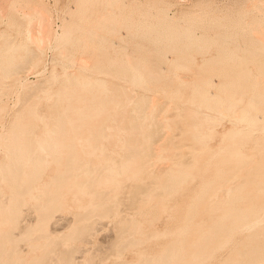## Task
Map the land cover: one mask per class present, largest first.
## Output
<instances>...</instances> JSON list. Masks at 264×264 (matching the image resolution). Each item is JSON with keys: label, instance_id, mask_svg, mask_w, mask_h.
Wrapping results in <instances>:
<instances>
[{"label": "rangeland", "instance_id": "obj_1", "mask_svg": "<svg viewBox=\"0 0 264 264\" xmlns=\"http://www.w3.org/2000/svg\"><path fill=\"white\" fill-rule=\"evenodd\" d=\"M26 1H28V2H26ZM32 1H34V0H18V1L16 0L17 3L15 2V8H17V9L16 10L14 9V11H12L15 14V19H16L15 25H9L10 23H7V22H9V16L8 15L2 14V13L0 14V50L4 46L3 43H5V41L2 38L4 36H6L4 38H7L9 40L12 39L11 41H13V39L15 38L14 39L15 41H13V43H18V41H19L21 45H24V46H21V48H19L17 50L18 53L16 52L17 56H18V57H16V62L19 60L22 61V58L24 56L23 54H25L24 50L28 49V48L26 49V47H27V46H25L26 43L27 44L30 43V45L28 44V47L30 46V49L33 48L32 50H34V51L36 50L38 53L37 54L35 52L36 57L33 58L34 61L32 60L34 66H32V64H30V66H32V67L26 65L27 68H26V66L22 67L23 69L21 68L22 70L20 69V71L18 73L6 76V78L2 76V73L0 70V75H1V77H0V108H1L0 109V133H1L0 134V141H1L0 142L1 143L0 144V158L1 159L5 158L3 160V162L7 160L6 154L4 155L5 151H4V147L2 144H4L3 142H6V139H8L9 137L12 138V136H9V135H13V134H11L12 132H9V131L13 127L12 126L13 121L15 122L17 119H21V121H24L27 118L30 119L32 116H42V115L44 116L45 120H50V119L54 118V116L51 117V114H53V115L56 114L55 109L58 107V104L61 103L59 105L60 107H58L57 110L61 107H62L61 109H63L64 103H65V100L62 97L63 96L62 94L64 93V88H60V87H63L62 84L64 86L67 85L68 86L67 87L68 92L73 91L72 89H68V88L72 87V85H69L66 82L67 77L64 78V74L66 76L67 71L68 72H77L78 69H76V68L79 67V65L78 66H76V65L79 63L81 64L82 61L83 62L84 61L90 62L92 60L91 62H93L94 64H92L91 62H90L91 64L86 62L87 64L91 65V66L90 65L86 66V64L84 62L85 65L82 64V65H84L83 66L84 68H81V69L93 67L90 69V70H92V69H94V66H96L95 68H97L98 70L97 69L92 70V72H91L92 77L95 76L96 78L103 79V81L106 84V87H109V89L111 88V90L113 91V94H116L119 92L121 93V94L120 93L116 94L117 98H118L117 100H119L118 102H119L120 107L118 105H117L118 108H117V106H114L113 110H110V107H108V109L111 111V112L110 111H108V112L110 115L111 114L112 115L111 116L109 115L110 119H107L106 121H102L103 120L102 114L99 115V114H96V112H91L92 109L88 105H90L92 101H94L92 103H95L97 101V99L100 98V96L101 97L104 96L103 95L104 93L102 92L101 93L102 95H101L100 91L97 90L98 91L97 92L94 90V92H96L97 94L99 93L100 96L97 99H95L94 97H95V95H97L95 93V95L94 94L92 95V96H94L93 100H92L91 94H92L93 90L90 91V89H89V91L91 92L90 93L89 91L87 92V89H88L87 87H84L83 90L79 87H77L79 89H76L75 86L72 87L75 91V93L73 91V93L75 94L74 95L75 97L73 98V95L71 96L72 100L70 99L71 100V101H69L70 104L76 105V107L80 108L81 107L80 105L81 104L83 105V103H84V105L81 107L82 110H83V107L84 108L89 107L90 109L84 110V112H86V113L90 112V113H93V115H91L88 119H86L84 124H81V126L78 128L77 127H74V128L71 127L70 128V126H66L65 136H64L65 138L61 141L62 144L60 143L57 146V151L58 150L60 151V152H58L60 154V156H59L60 159H58V160H60V162L58 161V163L57 162L55 163L54 158H51L49 160L50 162L47 164V166L45 167V169L42 173V180H39L38 184H36V188H37V186L39 188V189L37 188V191L40 190V188L42 189L43 186L47 183L45 180L50 179L49 181H51L53 178L52 176H54L56 174V171H58L59 169L62 168L61 164L64 163V161H65L64 159H66L65 158L66 157L65 156L66 150L64 148V145H65V143H67L68 140L71 139L70 141H72L75 144L76 150H78L77 151L78 154H81L78 157L81 158V156H82V158H83L84 156L82 155V150H88V151L92 150V148H89V140L87 139V137H88L87 132L89 131V129H91V130L94 129V127H96L95 125H98L101 122H103V123L106 122V123H104V126H106L107 128L103 127V129L105 131L104 132L105 135H107V136H103L101 138V144L103 146H105L108 153H111V155L117 156L118 154H120L126 150V147L124 145L121 144V147H120V140H121L120 138H123L126 135L125 132L127 131L126 127L128 124V119H129V117H131L133 115V114H131V112L133 113V111H134L132 108L133 107L132 104L134 105L135 100H137L138 97L140 95H142V93H143V95L145 94L147 96L149 102L152 101V103L150 102L152 105H154L153 101L157 100L158 102L156 101L155 103L161 104L160 115H159L160 111L157 109L159 111L157 113V111L155 109V110L151 111L152 114L149 113V115H148V116H150V114H151V116H150L151 119L150 118H147V119L153 121L154 116H155L154 113L156 114L155 118H158V119H156V120L154 119V120L159 123L157 125L160 126V129H162L161 131L162 132L164 131L165 139H166V137L169 138L167 146H169V145L170 146L166 147L162 152L164 153V151H165L164 154H167V155L171 154L172 157L170 155L169 156L166 155L167 157H165V155L162 154V158H161L162 160L161 159L156 160V162H158L157 163L158 166H156V164H155L156 162L153 163V161H152V162H150L151 164L149 162H147L145 164L144 171H143V169L138 170V169L134 168L135 170H137L136 171L137 174L134 173L133 169H132L131 173H130V170L128 171V173L125 172V174H123V176L114 173V175H113L114 177L111 176L110 178H107V180H105L103 182V184L101 185L100 188H102L105 191L107 189V191H110L111 194H114V191H115V193L121 197H122V195H123V197L125 195H128L129 194V192H128L129 188H132L134 183L135 184L141 183V182H143L142 179H144V180L148 179L147 181H149L150 178L153 177V174L157 173V170H155L154 168L159 167L160 163H161L160 168H162L161 170H165L164 168H166L165 166H167L168 162L172 163V161H174L172 159L176 158L177 151L176 150L174 151L175 152V155H174V152L172 150H173V148H175V146H173V145L174 144L176 145L177 143H179V141H176V139L180 140L182 137H185L186 135H187V137H185L184 139L186 140V142H189L190 144H192L194 146L193 151H196V153L192 152L193 157H191V158L193 159L195 157L194 159H195V163L197 165L195 164V166L193 168L194 170L192 169L193 171H191L192 173H190L191 176L189 175L187 180L181 181L182 183L180 182V183L176 184V186L172 192V195H169V197H167L166 205H165L166 208L164 210L167 213L160 210L159 203L155 202V201H153L151 203L144 204L141 207L139 205L136 208H132L131 213L128 212L130 210L128 206L122 205L119 207V211H118L119 214L118 215L116 214L117 216L108 217L107 219L105 217H103V220H102V218H100L101 220L99 219V221H102V222H99L98 224H96V225H98L97 227L95 225L96 228H94L91 235H89L88 238H85L84 241H83V239H81L82 241L81 240H79V241L74 240V241H70L69 244H72V246L75 245L74 247L77 248V251L74 253L75 264H81V263L82 264H89L90 261L88 262V260H90L91 257H92V260H93V257L94 258L96 257L100 261L99 264H112V262H113V264H115V262H116V264H117V262H118V264H131L132 261L134 264L135 261L137 259H139L138 256H140L139 255L140 251H141V253L143 252L141 254L142 258H149L147 255H149V256L152 255V256H150L152 258L153 254H154V257L158 256L161 253V252H159V250L162 251V249L168 244V242L173 239L171 237L172 236L174 237V235H175L174 233H175L176 229H178L177 228L178 223H180V221L183 223L182 220H184V219H180V215L183 216L182 213L187 211V208H188L187 205L188 204L191 205V203L194 204L196 202L197 193L199 191L201 193V188L204 187V186H202V184L203 185L207 184V182L210 181V178L215 179L217 182H221V181H223V179L225 180L227 175H229V173H232V172H230L231 169L233 167H235V165H238L239 160H242V161L247 160L248 163L250 162L252 164V165H250V163H249V165L253 166V167H257V165H258V167H260L263 164V162H261V157L264 154V127H263L264 126L263 125L264 124L263 123V121H264V68L260 70V71L263 70L262 72H260L261 73L260 74V73H258L259 70L256 67L255 68L258 71L256 72L255 69L253 70V67H252V65H250V63L247 64V65H249L247 67L245 64L241 63L240 61L248 58L245 61H250V59H251V61H255V62H258L260 60L259 63L264 62V51H262V43L256 37V35H259L257 33L264 31V4L263 5L261 4L264 2V0H263V2H262V0H110V2H111L110 6L105 5L103 2H99V4H97V3L96 4L95 3L86 4L85 3L84 5L80 6L81 8L79 7L80 9L79 8L76 9V7L79 4L78 0H40L39 2H35V1L32 2ZM40 2L41 3L43 2L42 3L43 5ZM33 4H36V5L39 4L38 6L43 7V10H45L47 15L50 14L48 17L50 19V26H51L50 35H51V37L49 35L48 39L46 38V41H42V42H44L42 45L40 43L37 44L40 47H38L35 44L37 42V41L35 42L36 39L34 37V35L37 36L35 28H34V26H35L34 24H36V19L32 18V20H31L32 22L35 19V23H32L26 18V16H24L25 12H28L32 9ZM75 4H77V5H75ZM92 4L94 6H92ZM95 5H99V6L96 7ZM84 6H85V8H84ZM93 8L95 9V11H92ZM106 8L112 12V14L109 16L108 21H107L109 23V27L105 30H99V29L97 30L96 29V23H95L96 18L103 15V13L105 14ZM81 9H82V11H81ZM68 10H70V11H68ZM71 10H72V12H71ZM67 12H68V15L66 14ZM69 12H70V14H69ZM76 12H78V13H76ZM81 12H83V13H81ZM90 12H92V13H90ZM88 13L90 15H88ZM79 14H80V16H79ZM84 15H85V18H84ZM78 16L80 19L77 18V20H75L76 19L75 17H78ZM25 18L27 19V21L25 20ZM86 19H88V20L86 21ZM74 21H75V23L79 22L78 23V25H79L78 30L73 29L71 31L70 35L66 38V40L68 38L69 39L67 41H65V43H64L63 41L65 39L60 40L56 37V35L61 34V32L63 30V26L65 25V23L66 24L67 23L68 24H72V23L74 24ZM82 21H83V24H82ZM84 21H86V22H84ZM24 23H26V24H24ZM256 23H258V24H256ZM31 24H33L34 26H32ZM250 24H252V25H250ZM256 25H258V27H256ZM31 26L33 28H31ZM250 26H252V27H250ZM259 26L262 27V29L260 28L261 31H259L260 29H258ZM26 29L31 30V31L34 29V31H32V33H31V31H29L30 32L29 33V32H26ZM94 29H96V30H94ZM89 30H93V33H94L93 37H91L92 40H89L90 39L89 35H88ZM52 31H53V33H52ZM78 31L81 34H79ZM253 31H255V33H256L255 36L253 34ZM27 33H29V35L30 34H32V35L29 36V35H27ZM37 33H38V30H37ZM1 36H3V37L1 38ZM27 36H29L31 38L33 36L34 40H32L33 38L30 41L26 40V39H29V37L27 38ZM74 37H76V38H74ZM112 38H114V39H112ZM1 40H3L4 42ZM24 41H26V43ZM34 47H37L38 49L34 48ZM59 49L62 50L64 53L60 54ZM258 49H261V50H259V52H258L257 51ZM260 51H262V52H260ZM242 56H245V57H242ZM250 56H253V57H250ZM19 57H21V59ZM254 57H257V58H255V60H254ZM112 59H116L117 61H115V60L113 61ZM127 59L129 60V62L131 64L128 63ZM1 60H2V56L0 57V62H1ZM162 60H164V61H162ZM108 61H110L112 63H110ZM168 61H169V63H168ZM104 62L105 63L108 62L106 64L109 67L108 69L105 66ZM113 62H115V63H113ZM143 62H145V64ZM109 63L111 65L112 64H118V65H112V66H114V68L117 69V70L115 69V71H117L119 73H117L115 71H113V72H115V74L114 73L112 74V72L110 73V71L112 70L111 69L112 66H110ZM120 63L122 65H119ZM127 63L129 64L128 66H127ZM166 63H167L168 67L166 66ZM235 63H237V64H235ZM132 64H134V68L132 67L133 71L131 70V67H129V66H133ZM159 64H160V66H159ZM98 65H101L102 68H100V66H98ZM125 65L127 68L125 67ZM241 65H242V67H241L242 69L240 68ZM115 66H117L118 68ZM161 66H163V67L161 68ZM249 67L251 68V70H248V69H250ZM121 68L123 71L125 70L124 76H123V71L121 70ZM135 68L140 73V74L137 73V76H138V74L141 75L139 80L136 81L138 84L136 82H135L136 84L131 83L134 81L130 82V80H132L130 75L135 74L137 72L135 70ZM99 69H102V70L100 71ZM103 69H106L108 72L107 71L103 72L104 71ZM109 69H111V70L109 71ZM127 69L129 70L128 72L130 74L129 75L130 78L126 77V75H128V73L126 71ZM120 71H122V72H120ZM244 71L246 72V74L248 73L247 75L245 74L248 78L246 76H243L242 73H245ZM145 72L147 75L144 74ZM152 73L154 76L152 75ZM50 74H51V76H50ZM52 74H54L55 76H53ZM116 74H117V76H116ZM118 74H121L122 77ZM241 74L243 77L241 76ZM67 75H68V73H67ZM131 76L134 77V75H131ZM51 77L53 78V80L55 78V80L52 81ZM61 77H63L62 79L65 80V84H64V80H62ZM135 77H136V74H135ZM152 77H155V78L152 79ZM143 78L145 80H143ZM146 78H147V80H150V81H147ZM140 79L143 81H141ZM153 80L155 82H152ZM158 80H160V81H158ZM138 81L141 82L140 84H142V85H139ZM163 81H164V83H163ZM144 82L145 83L149 82V83L145 84ZM199 83L202 86V91H200V89L198 88V87L201 88V86L198 85ZM150 84H151V86H150ZM245 85H247V86L245 87ZM193 86H196L197 88H195ZM204 86L206 88H203ZM238 86H239V88H238ZM159 87L161 89H159ZM228 87L230 88V90ZM227 88H228V90H227ZM231 88H233V89H231ZM245 88H248V90ZM40 89L43 92L40 91ZM61 89L63 90V93H62ZM84 89H86V90H84ZM196 89L199 91V93L197 92ZM111 90H107L108 95L111 94V92H112ZM236 90H238V91H236ZM252 90H254V91H252ZM109 91H111L110 94H109ZM124 91H125V94H124ZM226 92H227V95H226ZM243 92H244V94H243ZM54 93L57 95H53ZM58 93H60V94L58 95ZM168 93H169V95H168ZM47 94H50V95H47ZM78 94H80L81 96ZM176 94H177V96H176ZM224 95L228 96V97L232 96V98L237 97V99L233 98L234 105H232V106H235L237 104V106H235L233 108L230 107L229 106V100L231 99V97H229V100H228V98L225 97ZM43 96H44V98H43ZM119 96H121V97H119ZM171 96H173V98ZM57 97H58V100L60 98L59 102L56 99ZM81 97L82 98L85 97V98H83V100H82ZM134 97L135 98L137 97V99H135ZM252 97H254L255 99L257 98L256 99L257 102L254 99H252ZM61 98H63V100ZM79 98L81 100H79ZM190 98H192V100ZM249 98H250V105L251 106L249 105V101H248ZM54 99H56V102L54 101ZM87 99H90V101H89L90 104H88L89 102ZM154 99H156V100H154ZM242 99H243V101H242ZM259 99H260V101H259ZM133 100H134V102H133ZM217 100H218L219 104L221 103L220 106L218 103H217L218 105L217 104L215 105ZM222 100H223V102H222ZM225 100L228 101L227 102L228 104L226 103ZM235 100H236V102L239 101L238 102L239 104L236 103ZM246 100L248 102V105H246L247 104L246 103L244 106V103L246 102ZM159 101H161V102H159ZM254 101L256 102V106L254 103H252ZM52 102L56 103V105H55L56 108L53 107ZM86 102H88V103H86ZM223 103H226L225 104L226 106L228 105L227 109H224L226 107ZM86 104H88V105L85 106ZM252 104L254 105V108L255 107L258 108L256 111L259 110L257 112L258 114L255 117L256 120H254V123H252L251 126L249 123H243L241 121H237L239 123H235L236 125H234V127H236V129H235L236 132L234 133V136H235V134H236V136L234 137L232 135L231 137H233L234 140H233V138L231 139V137H230L231 140L230 139H228L229 141L226 140V141H228V142L225 141L226 143H228V144H226L224 142L225 139H223L224 137L222 135L226 132V130L228 128L231 127V125H232L231 121H234L233 118L235 119L236 116H238L241 111H238L239 114H236L235 112H237V109L242 110L243 107L244 108H243L242 112L252 111L254 109ZM26 105H27V107H26ZM216 106H218L220 109L217 108ZM221 106L222 107L224 106L223 109L221 108ZM241 106H243V107H241ZM249 106L252 108H250ZM169 107H171V108H169ZM212 107L217 108L216 111H214L215 109ZM240 107H241V109H239ZM29 108H32L33 110L30 109V111H28ZM53 108H54V110H53ZM73 108H75V106ZM73 108H72V111L74 113L76 111V114H74L71 111L69 115H71L70 116V119H72L71 121L76 122V120H74V119L79 116L78 112H81L82 110L80 111V110H78V108H77V110H75L76 108L75 109H73ZM248 108H250V110H247ZM221 109L223 111L225 110L224 111L225 113L223 112V114H221V112H222ZM230 109H233L234 116L231 115L233 113H232V111L230 112ZM118 110H120V111H118ZM27 112L28 113L32 112V114H30L31 116H28ZM166 112H167V114H166ZM175 112L183 115L184 119H186L185 123H186V127H187L186 129L187 130H185V129H183V131H182V129L180 130V128L178 127V125H180V124L178 123V119H177V117L179 115L175 114ZM227 112H228V114H226ZM33 113H35L36 115H34ZM71 113H73V114H71ZM168 114H170L171 116L173 114V116L172 117L171 116L165 117V115H168ZM157 115H159L160 117ZM174 115H178L175 117L177 120L174 119ZM15 116L16 117L19 116V117L16 118ZM13 117H15L16 120H14L15 118L13 119ZM170 117L173 119H168ZM231 117H233V118H231ZM22 118L24 120H22ZM159 118L161 121H158ZM187 118H188V122H187ZM163 119H165V120L168 119V121H163ZM148 120H146V122ZM155 121H153V122L155 123ZM165 122H170L168 124L167 128L164 127L165 130L168 129L167 132H169V130H170L169 134L165 130H163V128H162V125L163 126L167 125ZM176 122L178 123V125ZM148 123H149V121H148ZM242 123L245 125H243ZM22 124H23V122H22ZM36 124H35L36 126L34 125V128H33V133H34L33 136H36V137L39 136L40 138H43L44 133L42 131H44L45 127L42 124V122H40V121L39 122L37 121ZM238 124H240V125H238ZM258 124H260V125H258ZM237 125L241 126V129H244L245 131L240 130ZM248 125L253 129H251V128L249 129ZM14 126H15V124H14ZM25 126L26 125L23 124V129H19V131L23 130L22 132L26 136V134L29 132V128H27ZM244 126H246V127H244ZM120 127L122 128V130ZM237 127H238V129H237ZM260 128H263V130H261ZM87 129H88V131H87ZM123 129L125 131H123ZM145 129L147 130V128H145ZM175 130H176V132H175ZM237 130L240 132L243 131V133H241L242 136H241V134H239L240 136H238ZM113 131H114V133H113ZM7 132H9V133H7ZM25 132H27V133L25 134ZM123 132L125 135L123 134ZM184 132H186L187 134ZM261 132H263V133H261ZM126 133H128V132H126ZM179 134H180V136H179ZM24 135H23V137H24ZM4 136H6L7 138ZM178 137L180 139H178ZM236 137L241 139V140L240 141H239V139L237 140ZM174 141H176L177 143ZM230 141L231 142L234 141L232 143L235 146ZM235 141H237L238 143L235 144L236 143ZM229 144L231 147L228 146ZM60 146H62V147H60ZM227 147H229V150L236 149L238 147L239 149H237V150H239V153H240L239 156H241L242 159H241V157H239L237 155V158L239 157L240 159L233 157V158H236L237 161H234L235 159L232 160L233 158H230V159H225V161L223 162L222 161L223 155H225L226 151H227L226 153H228ZM168 148H172V150L168 149ZM252 149H253V151H252ZM79 151H80V153H79ZM244 152L246 154H244ZM59 154H57V155H59ZM249 154H251V155H249ZM173 155H174V157H173ZM257 155L260 157H258ZM88 156H90L91 158ZM88 156L87 157L90 158L89 162L91 164L97 163L99 157H98L96 152H93V154L90 153ZM209 156H211V157H209ZM216 156H217V158H216ZM88 158H87V160H88ZM196 158L198 159V162L200 161V163L196 162V160H197ZM1 159H0V163H1ZM203 160H206V161H203ZM56 161H57V159H56ZM165 161H167V162H165ZM255 161H257V164ZM259 161H260L261 165L258 163ZM152 165L154 168H152ZM169 165H172V164L169 163ZM229 165H230V167H229ZM163 166H164V168H163ZM171 167L172 166H170V167L168 166L166 168V170H168ZM218 167H220V168H218ZM150 168L152 170H150ZM156 169H158V168H156ZM220 169H221V171H220ZM225 169H227V171ZM54 170H56V171H54ZM147 170L150 172H148ZM232 170H234V169H232ZM221 172L223 175H221ZM224 173H226V174H224ZM52 174H54V175H52ZM150 174H152V175H150ZM49 176H50V178H49ZM112 177L114 178L115 182L111 179ZM217 177H220V178H217ZM72 178H73V176L68 177L67 182L71 183ZM253 178H255V180L252 179V181L248 182V184H246V186L244 185L243 187H241L238 190V193H240L241 196H245L247 193L249 194L250 191L254 192V189L259 190L258 187H260L262 189L261 186H255L254 185V182L259 181V180H257L258 177L254 176ZM220 179H222V180H220ZM107 181L110 182L109 185H108ZM40 182H41V184H43V186H40ZM1 183H3V184H1V186L3 187L4 182H1ZM7 185L8 184L6 183V185L2 188V189H4V191H3L4 194L5 193L8 194L9 187ZM252 185L255 187L252 188ZM127 186H129V187H127ZM110 187L113 189L112 191H111ZM122 187L124 190L122 189ZM204 189H205V187L202 189V191ZM119 190H122V192ZM197 190H198V192H197ZM77 191L78 190H74V189L71 191H65V193L61 194L62 196L61 195L59 196L62 199V200H60L61 201V206H60L61 208L59 207L57 209V211L55 212V214H57V216L55 215V218L51 221L50 224L47 225L46 229L49 230V232L59 233L61 231V229H62V231L60 233L67 231L68 228H67L66 224H68V222H69L68 227L71 226V223L74 221V216H73L74 213H79V211L84 212L86 210V206L89 204L88 199L92 198V195L90 193H82V192H77ZM256 192L257 191H255L254 193L256 194ZM200 193H198V194H200ZM254 193H250V194L254 196ZM194 194H196L195 198L193 196ZM250 194H249L247 199H246L247 195L245 196L246 200H243L244 202L242 201V199L239 201L241 203L242 207H244L243 209H246L249 206V205H247V203L248 204L251 203L254 206H257V203L263 202L262 199L264 198V195H263L264 194V187L262 190H259L257 192V195H258V196L256 195L257 197L254 196L252 198V196ZM189 196H190V198H189ZM249 198H251V200H249ZM26 200H24V203L22 205L23 210H22V215H21V223L25 224L27 222V224H30V222H31V224H32V223L36 222V220H35L36 218H34V217L37 216V213H36L37 211L34 209V207L31 208L30 206H32L34 204L36 205L37 201L35 199L33 200L32 198L29 199V197L26 198ZM28 200H29V202H28ZM193 200H195V202ZM205 200L208 204H211V202H212V201L211 202L207 201L208 200L207 197L205 198ZM34 201H36V202H34ZM189 201H191V202H189ZM239 202H238L237 206L240 205ZM31 203H33V204H31ZM186 203H188V204H186ZM202 203L204 206L202 205V207H201L200 204H202ZM218 203L220 205H222L220 202H218ZM251 204H250V206H253ZM28 205L30 208L28 207ZM215 205H217V204H215ZM220 205L218 207H220V209H221L224 204L222 206H220ZM209 206H211V205H209ZM168 207H170V208H168ZM197 207L202 209L203 207H207V206L203 201H201ZM120 208L121 209L124 208L125 211H123L124 209L121 210ZM198 208H197L198 211H196V212L200 211L199 213H201L203 211L202 215L207 213V210L210 209V207L204 208V210H201ZM81 209H83L84 211ZM134 209H138V210L140 209V210L138 212H136ZM159 210H160V212H159ZM217 211L219 212L220 210L217 209ZM217 211L216 212H215V210L212 212L210 211V214L208 213L210 216L207 214L208 217L206 215H204L206 217H204V216L202 217V215L199 214L202 218L200 216H198V213H197L195 216H198L199 218L195 217L194 220H195V222H198L199 220H197V219H200V220L204 219L205 222L206 221H208V222L204 223V220H202L203 222L202 221L201 222L199 221V222L204 223V225H205L207 223H210L211 221H213L216 218V216L219 214ZM213 212H215L216 214H213ZM27 214H29V215H27ZM34 215H36V216H34ZM130 215L135 220H137V222H140L142 224L143 229L147 232L148 231H155V232L158 231V232L164 233V232H167V230H169V231L167 232V235H166V233H165V235L162 234L163 237H161L159 235L160 238L157 236L156 238H150L148 240L145 239L146 241L142 240L141 241L142 243H140L138 246H136L134 248L125 249L122 251V253L120 255L116 254V256H115V254H113V253H111L112 255L108 254V253H110V251L108 252V244L110 245L111 241H114L112 239L114 237L113 232L115 230V224H114L113 220L116 218H119V217H123V216L130 217ZM158 217L159 218L161 217V218L158 219ZM250 217L253 218V216H250ZM181 218H183V217H181ZM179 219H180V221H179ZM194 220H193V222H194ZM230 220L232 221V219H230ZM254 221L255 220H252L251 222H254ZM259 221H260L258 223L259 225H257L258 220L253 223V225L256 224V226H257L255 229L252 228L253 225H251L252 227H250V228H252V229L249 228L248 230H245V228H243L244 229L243 230V229H241L242 228L241 227L239 229H241L242 232H240L239 229L235 230L233 235L231 234L228 238H225V240L227 242L224 240L219 246L213 247L212 248L213 251L211 250V254L209 253L208 257H206L205 259H202L203 261H198L199 263L198 262L197 263L198 264H231V263L233 264L234 262H236L234 264H237L240 262L242 264H249V261L251 258L247 254H245V253H247V249H248L249 245H252V247H253L254 244H257L256 242L260 241L263 243V240L260 237H262L264 235H262V236L259 235L257 238L255 237L256 239L254 238L253 240L252 239L249 240V238H247L248 234H249L248 237L251 234L253 235V233H249L250 231L254 232V233H255V231H257V233L260 232V234L262 232H264V218L261 217ZM195 222H194V225L196 224L197 226L196 227L190 226V229L188 231V233L191 232L190 234H192V235L190 236V234H188L189 235V236L187 235L188 238H185V239L191 240L190 237H193V234L195 235L193 237V239H195L196 235L197 234L199 235V233L201 232L200 228L202 229V231L204 230L203 229L204 225L200 227V226H198L199 223L197 224ZM182 223H180V225ZM180 225H178V227ZM175 226H176V229H175ZM65 227H66V229H65ZM171 227H174V228L172 229ZM197 227H199L198 230H197ZM54 228H55V230L51 231ZM193 228H195V229H193ZM194 230H196V231H194ZM253 230H255V231H253ZM169 232L173 233V234L171 233L172 234L171 237H170L171 234H169ZM110 236H111V238H110ZM168 237H170V238H168ZM258 239H259V241H258ZM164 240H165V242H164ZM187 240L185 242H187L189 245V243L192 240L191 241L190 240L187 241ZM251 240H252V242L254 241L253 242L254 244L253 243L248 244ZM162 241H163V243H162ZM20 243H21L20 244V247H21L20 248L21 249L20 256L22 255L24 259H27V260L29 258L32 259L33 254L35 255V257L39 256L40 251L38 249H36L35 251L34 250L32 251V249L29 248V245L27 246V244L24 241L23 242L21 241ZM187 243L183 244V248H186L185 244L187 245ZM244 243H245V245H244ZM246 243L248 244V246H246ZM163 244H166V245L163 246ZM258 244H257V246L260 248L261 244H259V245ZM105 245L107 246L105 249L106 253L102 252V250H104V248H105L104 247ZM243 247H245L246 249H244ZM258 247H257V249H258ZM251 248L249 247V249H251ZM243 249L246 252H244ZM237 250H239L240 252L235 253V251H237ZM260 250L261 249H258V251L262 253L263 249L261 251ZM144 251H145V253H144ZM155 253H157V254L155 255ZM240 253H241V255H240ZM101 254H102V256H101ZM237 254L240 255V257ZM143 255H145L147 257H144ZM182 255H185V256L181 257V259L184 258L183 261H185V263L182 262V264H186L187 263L186 261L188 259V254H185V252H184V253H182ZM243 256H245V257H243ZM100 258H101V260H100ZM97 259H96V261H98ZM114 259H116V260H114ZM233 259H235V261H233ZM49 261L50 262L48 264H50V263L54 264L55 259L53 257H51L49 259ZM86 262H88V263H86ZM97 263L95 262V264H97ZM261 263H264V259Z\"/></svg>", "mask_w": 264, "mask_h": 264}, {"label": "bare ground", "instance_id": "obj_2", "mask_svg": "<svg viewBox=\"0 0 264 264\" xmlns=\"http://www.w3.org/2000/svg\"><path fill=\"white\" fill-rule=\"evenodd\" d=\"M18 1V0H17ZM35 2H39L40 0H34ZM34 1H32V2H34ZM15 2H16V0H0V14L2 13V14H6V15H8L9 16V22H7V23H10L9 25H15L16 24V19H15V14L12 12V11H14V9L16 10L17 8H15ZM21 2V1H20ZM26 2H28V1H26ZM44 2V1H43ZM42 2V3H43ZM74 2V1H73ZM77 2V1H76ZM78 2H79V4H78V6L76 7V9H78L81 5H84L85 3L86 4H91V3H97V4H99V2H103L105 5H108V6H110V0H78ZM262 2H263V0H262ZM17 3V2H16ZM25 3V2H24ZM41 3V2H40ZM41 3V4H42ZM45 4V3H44ZM262 5L264 4V2L263 3H261ZM17 5V4H16ZM39 5V4H38ZM38 5H36V4H33V7H32V9L30 10V11H28V12H25V15L24 16H26V18L30 21V22H32L31 20H32V18H35L36 19V24H31L32 26H34V28H35V31H36V34H37V36H35L34 34V37H35V44L37 45V44H43L44 42H42V41H46V38L48 39V37H49V35H50V32H51V26H50V19H49V15H47V13L45 12V10H43V7H40V6H38ZM43 5V4H42ZM47 5V4H46ZM75 5H77V4H75ZM18 6V5H17ZM92 6H94L93 4H92ZM96 7L97 6H99V5H95ZM24 7V6H23ZM28 7V6H27ZM73 7V6H72ZM253 7V6H252ZM30 8V7H29ZM81 8V7H80ZM79 8V9H80ZM84 8H85V6H84ZM46 9V8H45ZM19 10V9H18ZM29 10V9H28ZM68 11H70V10H68ZM75 11V10H74ZM73 11V12H74ZM80 11V10H79ZM81 11H82V9H81ZM92 11H95V9L93 8L92 9ZM105 11V10H104ZM19 12V11H18ZM71 12H72V10H71ZM84 12V11H83ZM83 12H81V13H83ZM22 13V12H21ZM76 13H78V12H76ZM90 13H92V12H90ZM94 13V12H93ZM160 13V12H159ZM14 14V15H13ZM67 15H68V12L66 13ZM69 14H70V12H69ZM102 14V13H101ZM112 14V12L110 11V10H108L107 8H106V12H105V14L103 13V15H101V16H99V17H97L96 18V29L98 30H105V29H107L108 27H109V23L107 22L108 21V18H109V16ZM162 14V13H161ZM160 14V15H161ZM66 15V16H67ZM87 15V14H86ZM88 15H90L89 13H88ZM7 16V17H8ZM19 16V15H18ZM79 16H80V14H79ZM79 16L78 17H75L76 19L75 20H77V18L78 19H80L79 18ZM82 16V15H81ZM3 17V16H2ZM72 17V16H71ZM25 18V20L27 21V19ZM84 18H85V15H84ZM83 18V19H84ZM87 18V17H86ZM35 19L33 20V22L32 23H35ZM85 20V19H84ZM88 19H86V21H87ZM28 21V22H29ZM86 21H84V22H86ZM21 22V21H20ZM27 22V23H28ZM71 23V22H70ZM78 23L79 22H76L75 23V21H74V24L72 23V24H66L65 23V25L63 26V30H62V32H61V34H59V35H56V37L58 38V39H60V40H63V39H65L63 42L65 43V41H67L66 40V38L70 35V33H71V31L73 30V29H77L78 30V27H79V25H78ZM24 24H26V23H24ZM82 24H83V21H82ZM256 24H258V23H256ZM8 25V26H9ZM28 25V24H27ZM62 25V24H61ZM250 25H252V24H250ZM31 26V28H33ZM262 26V25H261ZM28 27V26H27ZM82 27V26H81ZM250 27H252V26H250ZM256 27H258V25H256ZM25 28V27H24ZM37 28V29H36ZM262 29V27H260L259 26V28L258 29ZM92 29V28H91ZM96 29H94V30H96ZM261 29L259 30V31H261ZM28 29H26V32H29V31H31V30H28ZM37 30H38V33H37ZM80 30V29H79ZM32 31H34V29L32 30ZM32 31H31V33H32ZM20 32V31H19ZM55 32V31H54ZM79 32V31H78ZM96 32V31H95ZM99 32V31H98ZM257 32V31H256ZM30 33V32H29ZM29 33H27V35H29ZM35 33V32H34ZM52 33H53V31H52ZM79 34H81L80 32H79ZM93 30H89L88 31V35H89V40H92L91 39V37H93ZM253 34H254V36L256 35V33H255V31H253ZM257 34H259V35H256V37L259 39V41L262 43V51H264V31H261L260 33H257ZM9 35V34H8ZM7 35V36H8ZM30 35H32V34H30ZM29 35V36H30ZM29 36H27V38L29 37ZM74 36V35H73ZM3 36H1V38H2ZM4 37H6V36H4ZM2 38L4 41H5V43H3V48H1V52H0V57L2 56V60H1V62H0V70H1V73H2V76L3 77H5L6 78V76H9V75H11V74H16V73H18L19 71H20V69L22 68V67H25L26 65H28V66H30V64H32V66H34V64H33V61H34V57H36V53H37V51L35 50H32V49H30V46L28 47V44L30 45V43H26V41H24L26 44H25V46H27L26 47V49L27 50H24L25 51V54H23L24 56H23V58H22V61H17L16 62V57H18L17 56V50L19 49V48H21V46H24V45H21L20 44V42L18 41V43H13V41H15L14 39H13V41H11L12 39H7V38ZM9 37V36H8ZM34 37L32 36V38L31 37H29V39H26V40H28V41H30L31 39L32 40H34ZM50 37H51V35H50ZM79 37V36H78ZM11 38V37H10ZM55 38V37H54ZM74 38H76V37H74ZM112 39H114V38H112ZM3 40H1V41H3ZM20 40V39H19ZM3 41V42H4ZM21 41V40H20ZM70 41V40H69ZM17 42V41H16ZM48 42V41H47ZM22 43V42H21ZM32 43V42H31ZM63 43V44H64ZM67 43V42H66ZM23 44V43H22ZM46 44V43H45ZM60 44V43H59ZM38 47H40L39 45H37ZM61 46V45H60ZM32 47V46H31ZM42 47V46H41ZM77 47V46H76ZM25 48V47H24ZM34 48H37V47H34ZM38 49V48H37ZM21 50V49H20ZM19 50V51H20ZM60 50V49H59ZM259 50H261V49H258L257 51L259 52ZM62 50H60V54L61 53H64L63 51L61 52ZM262 51H260V52H262ZM17 52V53H16ZM36 52V53H35ZM38 54V53H37ZM59 54V53H58ZM258 55V54H257ZM260 55V54H259ZM87 57V56H86ZM85 57V58H86ZM242 57H245V56H242ZM250 57H253V56H250ZM20 59H21V57H19ZM18 58V59H19ZM75 58V57H74ZM255 58H257V57H254V60H255ZM246 59H248V58H246ZM245 59V60H246ZM250 59V58H249ZM33 60V61H32ZM36 60V59H35ZM38 60V59H37ZM85 60V59H84ZM87 60V59H86ZM90 60V59H89ZM113 61L115 60V61H117L116 59H112ZM128 60V59H127ZM245 60H242V61H240L241 63H243V64H245L247 67L249 66V65H247L248 63H250V65H252V67H253V70L255 69V71L257 72L258 70H259V72L258 73H260V72H262V71H260L261 69H263L264 68V62H262V63H259L260 62V60L258 61V62H255V61H251V59H250V61H245ZM258 60V59H257ZM256 60V61H257ZM92 61V60H91ZM90 61V62H91ZM145 61V60H144ZM162 61H164V60H162ZM166 61V60H165ZM81 62V61H80ZM85 62V64H86V66H89L91 63L92 64H94L93 62H87V61H84ZM84 62L82 61L81 62V64L79 63V64H77L76 66H78L79 65V67H77L76 69H78V71L77 72H68L67 71V73H68V75H67V73H66V76H65V74H64V78H66V82L69 84V85H72V87L73 86H75V88L76 89H79V88H81L82 90H83V88L84 87H87L88 89H87V92L89 91V89H90V91L91 90H93L92 91V94H91V97H92V100H93V97L94 96H92L93 94L95 95V93L96 92H94V90L95 91H100V94L103 92L104 94V96H100V94L98 95L97 93V95H95V99H97L99 96H100V98H98L97 99V101L95 102V103H92V102H94V101H92L91 102V104H90V99H87L88 100V102H86V103H88V104H90V105H88V104H86L85 106H90L91 107V109H92V111L91 112H96V114H102V121H106L107 119H110V117H109V112L108 111H110V110H113V107L114 106H119V100H117L118 98H117V95L116 94H119V93H116V94H113V91L111 90V88L109 89V87H106V84H105V82L103 81V79H101V78H96L95 76V78L94 77H92V75H91V72H92V70H94V69H97V68H95L96 66H94V69H92V70H90L91 68H93V67H91V68H85V69H81V68H84L83 66L85 65L84 64ZM90 63V64H87V63ZM108 62H110V61H108ZM107 62V63H108ZM167 62V61H166ZM107 63H105L104 62V64H105V66L107 67V69L109 68L108 67V65H106ZM110 63H112V62H110ZM109 63V65L110 66H112V65H118V64H110ZM113 63H115V62H113ZM128 63H130L129 62V60H128ZM127 63V66L129 65ZM144 64H145V62H143ZM168 63H169V61H168ZM82 64H84V65H82ZM131 64V63H130ZM235 64H237V63H235ZM240 64V63H239ZM82 67H81V66ZM119 65H122L121 63L119 64ZM133 66H129V67H131V70L134 68V64H132ZM137 65V64H136ZM169 65V64H168ZM254 65V66H253ZM32 66H30V67H32ZM91 66V65H90ZM98 66H100V68H102V66L101 65H98ZM154 66V65H153ZM156 66V65H155ZM159 66H160V64H159ZM166 66H167V63H166ZM29 67V68H30ZM115 67H117V66H115ZM120 67V66H119ZM125 67H126V65H125ZM133 67V68H132ZM136 67V66H135ZM163 66H161V68H162ZM168 67V66H167ZM242 67V65L240 66V68ZM258 69V70H256V68ZM26 68H27V66H26ZM99 68V67H98ZM105 68V67H104ZM118 68V67H117ZM127 68V67H126ZM142 68V67H141ZM165 68V67H164ZM250 68V67H249ZM23 69V68H22ZM21 69V70H22ZM112 69V70H111ZM111 69H109V71H110V73L112 72V74L114 73L115 74V72H117V71H115V69L116 68H114V66H112L111 67ZM124 69V68H123ZM130 69V68H129ZM158 69V68H157ZM166 69V68H165ZM242 69V68H241ZM244 69V68H243ZM66 70V69H65ZM98 70V69H97ZM100 71L102 70V69H99ZM104 71L103 72H106L107 70L106 69H103ZM117 70V69H116ZM121 70H122V68H121ZM130 70V71H131ZM135 70L137 71V69L135 68ZM134 70V71H135ZM144 70V69H143ZM159 70V69H158ZM163 70V69H162ZM248 70H251V68L250 69H248ZM72 71V70H71ZM76 71V70H75ZM99 71V72H100ZM113 71H115V72H113ZM123 71V70H122ZM122 71H120V72H122ZM125 71V70H124ZM124 71H123V76H124ZM127 71V73H128V75H126V77H128V78H132V80H130V82L131 81H134V82H131V83H135L137 80H139V78H140V76L141 75H139L140 73H139V71H137L135 74H136V77H135V74H131V75H134V77H132L130 74H129V70L127 69L126 70ZM133 71V70H132ZM154 71V70H153ZM241 71V70H240ZM243 71V70H242ZM246 71V70H245ZM244 71V72H245ZM98 72V73H99ZM102 72V73H103ZM108 72V71H107ZM23 73V72H22ZM26 73V72H25ZM52 73V72H51ZM117 73H119V72H117ZM126 73V74H127ZM131 73V72H130ZM134 73V72H133ZM137 73H139L138 74V76H137ZM250 73V72H249ZM32 74V73H31ZM104 74V73H103ZM109 74V73H108ZM144 74H146V72L144 73ZM243 74V76H246L247 74H246V72L245 73H242ZM242 74H241V76H242ZM246 74V75H245ZM261 74V73H260ZM53 76H55L54 74H52ZM105 75V74H104ZM110 75V74H109ZM118 75H120L121 76V74H118ZM129 75H130V77H129ZM147 75V74H146ZM152 75H153V73H152ZM151 75V76H152ZM50 76H51V74H50ZM107 76V75H106ZM116 76H117V74H116ZM154 76V75H153ZM177 76V75H176ZM242 76V77H243ZM249 76V75H248ZM0 77H1V75H0ZM98 77V76H97ZM115 77V76H114ZM122 77V76H121ZM144 77V76H143ZM150 77V76H149ZM162 77V76H161ZM195 77V76H194ZM247 77V76H246ZM16 78V77H15ZM52 78V77H51ZM63 77H61V79H62ZM118 78V77H117ZM145 78V77H144ZM143 78V80H145ZM153 78H155V77H152V79ZM248 78V77H247ZM3 79V78H2ZM1 79V80H2ZM50 79V78H49ZM142 79V78H141ZM140 79V80H141ZM151 79V80H152ZM54 80H55V78H54ZM53 80V78H52V81H54ZM62 80H64V79H62ZM128 80V79H127ZM143 80H141V81H143ZM146 80H147V78H146ZM17 81V80H16ZM60 81V80H59ZM117 81V80H116ZM126 81V80H125ZM147 81H150V80H147ZM158 81H160V80H158ZM168 81V80H167ZM242 81V80H241ZM3 82V81H2ZM19 82V81H18ZM51 82V81H50ZM139 82V81H138ZM152 82H155L154 80L152 81ZM249 82V81H248ZM137 83V82H136ZM135 83V84H136ZM141 82H139V85H142V84H140ZM145 83V82H144ZM147 83H149V82H147ZM147 83H145V84H147ZM160 83V82H159ZM163 83H164V81H163ZM2 84V83H1ZM4 84V83H3ZM6 84V83H5ZM64 84H65V80H64ZM138 84V83H137ZM203 84V83H202ZM243 84V83H242ZM153 85V84H152ZM156 85V84H155ZM198 85H200L201 86V84L199 83ZM244 85V84H243ZM62 86L63 87H60V88H64V93H63V90H62V97L64 98V100H65V103H64V106H63V109H61V108H59L58 110H57V108L58 107H60L59 105L61 104H58V107L56 108V99L58 100V97L56 98V99H54V103H53V107L54 108H56L55 110V112H56V114L55 115H53V114H51V117H53L54 116V118L53 119H50V120H45V118H44V116L42 115V116H32L30 119L29 118H27L26 120H24L23 118H22V120H24V121H21V119H17L16 120V118H18V117H13V119L14 120H16L15 122L13 121V123H12V128H11V130L9 131V132H12L11 134H13V135H9V136H12V138H10L9 136V138L8 139H6L7 137L6 136H4V137H6L5 139H6V142H3L4 144H2L3 145V147H4V151H5V153H4V155L6 154V161H4L3 162V160L5 159V158H3V159H1V163H0V264H48L50 261H49V259L51 258V257H53L54 259H55V261H54V264H75V261H74V253L77 251V248L76 247H74V246H72V244H69V242L70 241H74V240H81V239H83V241L85 240V238H88V236L89 235H91V233H92V231L94 230V228H96L98 225H96V224H98L99 222H102V221H99V219L100 218H102V220H103V217H105L106 219L108 218V217H114V216H117L118 214H119V207L120 206H122V205H126V206H128L129 207V211L128 212H132L131 211V209L132 208H136V207H138L139 205H140V207L142 206V205H144V204H147V203H151V202H153V201H155V202H158L159 203V207H160V210H162V211H164L165 210V205H166V199H167V197H169V195H172V192H173V190H174V188H175V186H176V184H178V183H180L181 181H184V180H187V178L189 177V175H190V173H192L191 171H193L194 169V166H195V157L192 159L191 157H193L192 156V152H195L196 153V151H193V148H194V146L192 145V144H190L189 142H186V140L184 139L185 137H187V133L186 132H184V133H186L185 135V137H182L181 139L178 137V139H180V140H177L176 139V141H179V143H177L176 141H174V142H176L177 144L175 145H173V146H175V148H173V150H172V148H168V149H171L173 152L176 150L177 151V155H176V158L174 159H172V160H174V161H172V163L171 162H168V164H167V166H165L166 168L169 166H172L171 168H169L168 170H166V168H164V166H163V168L165 169V170H161L162 168H160V165H161V163L159 164V167H156V166H158V162H156V160H160L161 158H162V154H164L165 153V151H164V153L162 152L166 147H169V146H167V144H168V141H169V138L168 137H166V139H165V136H164V131L162 132L161 130L162 129H160V126L159 125H157V124H159L157 121H155L156 119H158V118H155V116H156V114L154 113V119H153V121H155V123L153 122V121H151V120H148L147 118H150L151 119V114H152V112L151 111H153V110H155L156 109V111H157V113L159 112V115H160V113H161V110H160V106H161V104L160 103H158V104H156L155 102L157 101L156 99H154V100H156V101H153V103H154V105H152L151 103H152V101H148V98H147V96L144 94L143 95V93H142V95H140L139 97H138V99H137V97L135 98V99H137V100H135V102H134V100H133V102H134V105L132 104V108H133V113L131 112V114H133L131 117H129V119H128V124H127V127H126V129H127V131L126 132H128V133H126L125 132V134L127 135H125L124 134V132H123V134L126 136H124L123 138H120L121 140H120V147H121V144L122 145H124L125 147H126V150L125 151H123L122 153H120V154H118L117 156H114V155H111V153H108V151L106 150V148H105V146H103L102 144H101V138L103 137V136H107V135H105V131H104V129H103V127H105V128H107L106 126H104V123H106V122H101V123H99L98 125H95L96 127H94V129H89V131H88V129H87V133H88V137H87V139L89 140V148H92V150H90V151H88V150H82V155L84 156L83 158H82V156H81V158L80 157H78L79 155H81V154H78V150H76V146H75V144L72 142V141H70V140H68L67 141V143H65V145H64V148H65V150H66V159H64L65 161H64V163H60L61 165H62V168L61 169H59L58 171H56V170H54V171H56V174L54 175V174H52V175H54V176H52L51 178H52V180L51 181H49V180H45L47 183L43 186V184H41V182H40V186H43V188L41 189L40 188V190H38L37 191V188H38V186H37V188H36V184H38V182H39V180H42V173H43V171H44V169H45V167L47 166V164L50 162L49 160L51 159V158H54L55 160H54V162L56 163H58V161L60 162V160H58V159H60L59 158V156H60V154L58 153V152H60L59 150L57 151V146L61 143V141L65 138L64 136H65V128H66V126H70V128L71 127H80L81 126V124H84V122H85V120L86 119H88L91 115H93V113H86V112H84V110H87V109H90L89 107L87 108V107H83V110H82V106L84 105V103H83V105L81 104L80 106V108L79 107H76V105H71L70 104V102L69 101H71L72 99V95H73V98L75 97L74 95V93H75V91H74V89L72 88V87H70V88H68V89H72L73 91H74V93H73V91L72 92H68V90H67V85H63L62 84ZM119 86V85H118ZM133 86V85H132ZM148 86V85H147ZM150 86H151V84H150ZM157 86V85H156ZM240 86V85H239ZM239 86H238V88H239ZM242 86V85H241ZM247 85H245V87H246ZM26 87V86H25ZM41 87V86H40ZM77 87H79V88H77ZM117 87V86H116ZM126 87V86H125ZM124 87V88H125ZM128 87V86H127ZM153 87V86H152ZM193 87H195V88H197L196 86H193ZM260 87V86H259ZM108 88V89H107ZM148 88V87H147ZM154 88V87H153ZM176 88V87H175ZM199 89H200V91H202V86H201V88L200 87H198ZM203 88H206L205 86L203 87ZM229 88V87H228ZM228 88H227V90H228ZM75 89V90H76ZM119 89V88H118ZM128 89V88H127ZM131 89V88H130ZM140 89V88H139ZM159 89H161L160 87H159ZM171 89V88H170ZM169 89V90H170ZM231 89H233V88H231ZM245 89H247L248 90V88H245ZM251 89V88H250ZM47 90V89H46ZM49 90V89H48ZM84 90H86V89H84ZM107 90H111V91H109V94H110V92H111V94L110 95H108V93H107ZM135 90V89H134ZM164 90V89H163ZM168 90V91H169ZM181 90V89H180ZM197 90V89H196ZM226 90V91H227ZM229 90H230V88H229ZM242 90V89H241ZM246 90V91H247ZM258 90V89H257ZM40 91H42L41 89H40ZM39 91V92H40ZM57 91V90H56ZM89 91V92H90ZM97 91V92H98ZM171 91V90H170ZM169 91V92H170ZM182 91V90H181ZM236 91H238V90H236ZM252 91H254V90H252ZM31 92V91H30ZM43 92V91H42ZM55 92V91H54ZM61 92V91H60ZM192 92V91H191ZM197 92L199 93V91L197 90ZM230 92V91H229ZM57 93V92H56ZM73 93V94H72ZM77 93V92H76ZM91 93V92H90ZM115 93V92H114ZM153 93V92H152ZM173 93V92H172ZM194 93V92H193ZM241 93V92H240ZM239 93V94H240ZM246 93V92H245ZM249 93V92H248ZM254 93V92H253ZM43 94V93H42ZM60 93H58V95H59ZM83 94V93H82ZM121 94V93H120ZM124 94H125V91H124ZM192 94V93H191ZM190 94V95H191ZM238 94V95H239ZM243 94H244V92H243ZM47 95H50V94H47ZM53 95H57V94H53ZM78 95H80V94H78ZM102 95V94H101ZM164 95V94H163ZM168 95H169V93H168ZM181 95V94H180ZM226 95H227V92H226ZM258 95V94H257ZM81 96V95H80ZM175 96V95H174ZM176 96H177V94H176ZM184 96V95H183ZM225 96V95H224ZM246 96V95H245ZM244 96V97H245ZM24 97V96H23ZM50 97V96H49ZM77 97V96H76ZM79 97V96H78ZM90 97V96H89ZM119 97H121V96H119ZM172 98H173V96H171ZM180 97V96H179ZM193 97V96H192ZM225 97H227L228 98V100H229V97H231V99L229 100V106L230 107H235V106H237V104L235 105V106H232V105H234V100H233V98H232V96H225ZM243 97V98H244ZM247 97V96H246ZM251 97V96H250ZM255 97V96H254ZM254 97H252V99H254L255 101H256V99L254 98ZM26 98V97H25ZM41 98V97H40ZM43 98H44V96H43ZM52 98V97H51ZM63 98H61L62 100H63ZM83 98H85V97H83ZM83 98L81 97V99L83 100ZM125 98V97H124ZM162 98V97H161ZM165 98V97H164ZM168 98V97H167ZM176 98V97H175ZM189 98V97H188ZM220 98V97H219ZM224 98V97H223ZM222 98V99H223ZM47 99V98H46ZM49 99V98H48ZM71 99V100H70ZM78 99V98H77ZM80 98H79V100H81ZM159 99V98H158ZM191 100H192V98H190ZM221 99V98H220ZM219 99V100H220ZM234 99H237V97L236 98H234ZM245 99V98H244ZM251 99V100H252ZM59 100H60V98H59ZM59 100H58V102H59ZM153 100V99H152ZM171 100V99H170ZM198 100V99H197ZM224 100V99H223ZM223 100H222V102H223ZM31 101V100H30ZM189 101V100H188ZM187 101V102H188ZM226 101V100H225ZM224 101V102H225ZM242 101H243V99H242ZM249 105H250V98H249ZM252 102V103H254L255 104V106H256V102ZM259 101H260V99H259ZM262 101V100H261ZM62 102V101H61ZM158 102V101H157ZM159 102H161V101H159ZM190 102V101H189ZM192 102V101H191ZM198 102V101H197ZM228 101H226V103H227ZM235 102H236V100H235ZM239 102V101H238ZM238 102H236V103H238ZM131 103V102H130ZM170 103V102H169ZM218 103V100H217V102L215 103V105ZM226 103H223L224 105L226 104ZM247 103V104H246ZM261 103V102H260ZM49 104V103H48ZM124 104V103H123ZM152 106H151V105ZM219 104V103H218ZM217 104V105H218ZM221 104V103H220ZM220 104H219V106H220ZM228 104V103H227ZM239 104V103H238ZM245 104L246 105H248V102H247V100H246V102L244 103V106H245ZM46 105V104H45ZM52 105V104H51ZM168 105V104H167ZM183 105V104H182ZM253 105V104H252ZM30 106V105H29ZM49 106V105H48ZM47 106V107H48ZM75 106V108H73ZM78 106V105H77ZM118 106H117V108H118ZM122 106V105H121ZM130 106V105H129ZM228 106V105H227ZM226 105H225V107L226 108H224V109H227L228 107H227ZM251 106V105H250ZM249 106V107H250ZM26 107H27V105H26ZM108 107H110V110L108 109ZM120 107V106H119ZM185 107V106H184ZM217 108H219L218 106H216ZM224 107V106H223ZM223 107L221 106V108L223 109ZM241 107H243V106H241ZM241 107L239 108V109H241ZM54 108H53V110H54ZM72 108L73 109H75V110H77V108H78V110H82L81 112H78V114H79V116L78 117H76L74 120H76V122H72L71 120L72 119H70V116L71 115H69L70 114V112L72 111ZM169 108H171V107H169ZM212 108H214L215 110L214 111H216V109L217 108H215V107H212ZM244 108V107H243ZM243 108H242V110H243ZM246 108V107H245ZM250 108H252V107H250ZM250 108H248L247 110H250ZM253 108H254V105H253ZM256 108V109H255ZM252 111H247V112H242V110H238L237 109V112L238 111H241L240 112V114H239V112L237 113V112H235L236 114H239L238 116H236V118L234 119L233 117H231V118H233V120L234 121H231V123H232V125H231V127L230 128H228L227 130H226V132L222 135L224 138L223 139H225L224 140V142L226 141V140H228V139H230V137L233 135L234 136V133L236 132V127H234V125H236L235 123H239V122H237V121H241V122H243V123H249L250 124V126L252 125V123H254V120H256L255 119V117H256V115L258 114L257 112L259 111H256L258 108L257 107H255ZM1 109V108H0ZM30 109L31 110H33L32 108H29V110L28 111H30ZM122 109V108H121ZM159 111H158V110ZM163 109V108H162ZM220 109V108H219ZM218 109V110H219ZM221 109V110H222ZM26 110V109H25ZM35 110V109H34ZM52 110V111H53ZM74 110V111H75ZM167 110V109H166ZM217 110V111H218ZM220 110V111H221ZM229 110V109H228ZM38 111V110H37ZM118 111H120V110H118ZM225 111V110H224ZM223 110H222V112H221V114H223V112H224ZM232 111V113H233V109H230V112ZM236 111V110H235ZM54 112V111H53ZM73 112V111H72ZM111 112V111H110ZM123 112V111H122ZM74 113V112H73ZM73 113H71V114H73ZM149 113H151L150 114V116H148L149 115ZM220 113V112H219ZM225 113V112H224ZM30 114H32V112H27V115L28 116H31ZM34 115H36L35 113H33ZM40 114V113H39ZM74 114H76V111H75V113ZM95 114V115H96ZM121 114V113H120ZM164 114V113H163ZM162 114V115H163ZM166 114H167V112H166ZM175 114H178V113H176L175 112ZM226 114H228V112L226 113ZM38 115V114H37ZM41 115V114H40ZM112 115V114H111ZM110 115V116H111ZM159 115H157V116H159ZM179 115V116H178ZM178 115H174V119L175 120H177L178 119V123L180 124V125H178V123H177V125H178V127L180 128V130L182 129V131H183V129H185V130H187L186 128V123H185V120L186 119H184V117H183V115H181V114H178ZM231 115H233L234 116V113L233 114H231ZM75 116V115H74ZM97 116V115H96ZM95 116V117H96ZM168 116H171L170 114H168V115H165V117H168ZM172 116H173V114H172ZM171 116V117H172ZM176 116H178L177 117V119L175 118ZM186 116V115H185ZM230 116V115H229ZM228 116V117H229ZM50 117V116H49ZM118 117V116H117ZM160 117V116H159ZM168 118V119H173V118ZM168 119L167 120H165V119H163V121H168ZM146 120H148L149 121V123H148V121L146 122ZM232 120V119H231ZM42 122V124L44 125V131H42L43 133H44V136H43V138H40L39 136H33L34 135V133H33V128H34V125L36 124V122ZM158 121H161L160 120V118H159V120ZM162 121V122H163ZM22 122H23V124H25L26 126L25 127H27V128H29V132L27 133V132H25V134H26V136L23 134V130L22 131H19V129H23V124H22ZM172 122V121H171ZM187 122H188V118H187ZM260 122V121H259ZM161 123V122H160ZM167 125H166V124ZM164 124L166 125V126H163L162 124V128H163V130H165L164 129V127H168V124L170 123V122H165ZM242 123V124H243ZM263 123H264V121H263ZM262 123V124H263ZM14 124H15V126H14ZM38 124V123H37ZM36 124V125H37ZM173 124V123H172ZM241 124V123H240ZM240 124H238V125H240ZM261 124V125H262ZM35 125V126H36ZM111 125V124H110ZM237 125V126H238ZM243 125H245V124H243ZM242 125V126H243ZM255 125V124H254ZM258 125H260V124H258ZM264 125V124H263ZM38 126V125H37ZM90 126V125H89ZM249 126V125H248ZM248 127L249 129L251 128V127ZM112 127V126H111ZM117 127V126H116ZM170 127V126H169ZM239 127V129L240 130H243V131H245L244 129H241V126H238ZM238 127H237V129H238ZM244 127H246V126H244ZM253 127V126H252ZM255 127V126H254ZM258 127V126H257ZM262 127V126H261ZM264 127V126H263ZM76 128V129H77ZM83 128V127H82ZM93 128V127H92ZM121 128V127H120ZM145 128H147V130L145 129ZM173 128V127H172ZM69 129V128H68ZM81 129V128H80ZM112 129V128H111ZM115 129V128H114ZM247 129V128H246ZM251 129H253V128H251ZM261 130H263V128H260ZM78 130V129H77ZM121 130H122V128H121ZM167 130L168 129H166L165 131L167 132ZM173 130V129H172ZM178 130V129H177ZM117 131V130H116ZM123 131H125L124 129H123ZM238 131V130H237ZM243 131L242 132H240V131H238V136H240L239 134H241V133H243ZM9 132H7V133H9ZM68 132V131H67ZM112 132V131H111ZM118 132V131H117ZM175 132H176V130H175ZM113 133H114V131H113ZM168 134L170 133V130H169V132H167ZM261 133H263V132H261ZM1 134V133H0ZM116 134V133H115ZM114 134V135H115ZM175 134V133H174ZM219 134V133H218ZM23 135H24V137H23ZM74 136V135H73ZM121 136V135H120ZM179 136H180V134H179ZM184 136V135H183ZM218 136V135H217ZM235 136H236V134H235ZM234 136V137H235ZM241 136H242V134H241ZM113 137V136H112ZM118 137V136H117ZM79 138V137H78ZM210 138V137H209ZM221 138V137H220ZM219 138V139H220ZM233 137H231V139H232ZM237 138V137H236ZM241 138V137H240ZM2 139V138H1ZM105 139V138H104ZM222 139V138H221ZM230 139V140H231ZM239 138H237V140H238ZM73 140V139H72ZM86 140V139H85ZM118 140V139H117ZM233 140H234V138H233ZM236 140V139H235ZM241 139H239V141H240ZM5 141V140H4ZM229 141V140H228ZM228 141H226V142H228ZM1 142V141H0ZM220 142V141H219ZM225 142V143H226ZM231 142V141H230ZM232 142H234V141H232ZM231 142V143H232ZM236 143L235 144H237L238 142L237 141H235ZM88 143V142H87ZM116 143V142H115ZM171 143V142H170ZM223 143V142H222ZM1 144V143H0ZM62 144V143H61ZM64 144V143H63ZM226 144H228V143H226ZM233 144V143H232ZM172 145V144H171ZM234 145V144H233ZM82 146V145H81ZM228 146H230V144L228 145ZM235 146V145H234ZM237 146V145H236ZM60 147H62V146H60ZM117 147V146H116ZM119 147V148H120ZM231 147V146H230ZM196 148V147H195ZM235 148V147H234ZM167 149V150H168ZM227 149H228V153H226L225 152V155H223V162L225 161V159H230V158H233V157H236L237 158V155L239 156L240 155V153H239V150H237V149H239L238 147L236 148V149H231V150H229V147H227ZM202 150V149H201ZM225 151V150H224ZM252 151H253V149H252ZM93 152H96L97 153V155H98V157H99V159H98V161H97V163L96 164H91L90 162H89V159L91 158L90 156H88L90 153H92L93 154ZM243 152V151H242ZM79 153H80V151H79ZM204 153V152H203ZM224 153V152H223ZM57 154H59V155H57ZM78 154V155H77ZM222 154V153H221ZM227 154V155H226ZM244 154H246L245 152H244ZM165 155V157H167V156H171V154H169V155H167V154H164ZM167 155V156H166ZM174 155H175V152H174ZM174 155H173V157H174ZM194 155V154H193ZM249 155H251V154H249ZM261 155V154H260ZM90 157V158H88V157ZM195 156V155H194ZM201 156V155H200ZM225 156V157H224ZM244 156V155H243ZM258 156V155H257ZM3 157V156H2ZM164 157V156H163ZM172 157V156H171ZM209 157H211V156H209ZM239 157H241V156H239ZM238 157V158H239ZM251 157V156H250ZM258 157H260V156H258ZM87 158H88V160H87ZM170 158V157H169ZM200 158V157H199ZM214 158V157H213ZM216 158H217V156H216ZM222 158V157H221ZM236 158H233L232 160H234V161H237L236 160ZM237 158V159H238ZM56 159H57V161H56ZM197 159V158H196ZM212 159V158H211ZM210 159V160H211ZM240 159V158H239ZM241 159H242V157H241ZM250 159V158H249ZM260 159V158H259ZM155 160V161H154ZM162 160V159H161ZM165 160V159H164ZM171 160V159H170ZM153 161V163H155L156 164V168H158V169H156V168H154L153 167V165H152V168H154L155 170H157V173H155V174H153V177L152 178H150V180L149 181H147L148 179H142L143 180V182H141V183H134L133 184V186H132V188H129V194L128 195H125L124 197H123V195H122V197L121 196H119L118 194H116L115 193V191H114V194H111L110 193V191H107V189H106V191L105 190H103L102 188H100L101 187V185L103 184V182L105 181V180H107V178H110L111 176H113L114 175V173L115 174H119V175H122L123 176V174H125V172L126 173H128V171L130 170V173L132 172V169H133V171H134V173H136V171L137 170H135L134 168H136V169H138V170H140V169H143V171H144V167H145V164L147 163V162H152ZM168 161V160H167ZM167 161H165V162H167ZM203 161H206V160H203ZM202 161V162H203ZM218 161V160H217ZM227 161V160H226ZM242 160H239V162H238V165H235V167H233L232 169H234V170H232L231 169V171L230 172H232V173H229V175H227V177L225 178V180L223 179V181H221V182H217L215 179H211L210 178V181H208L207 182V184H205V185H203L202 184V186H204L205 187V189L202 191V189L204 188H201V193H200V191L198 192V190H197V192L198 193H200V194H198L197 193V196H196V194H194L193 196H194V198H195V196H196V202H195V200H193L195 203L193 204V203H191V205H189L188 203L189 202H191V201H189L188 203H186V204H188L187 205V211L186 212H184V213H182L183 214V216H181L180 215V219H184V220H182L183 221V223L180 221V219H179V221H180V223H182L181 225H180V223H178V225H180L179 227H178V225H177V228L178 229H176V226H175V229H176V231H175V235H174V237L172 236V232H169V234H171L170 235V237L171 238H173L172 240H170L169 242H168V244L166 245V244H163V246H165L163 249H162V251L161 250H159V252H161L160 253V255H158V256H155L154 257V254H153V257L151 258L150 256H152V255H147L149 258H142V256H141V254L143 253H141V251H140V253H139V255L141 256H138L139 257V259H137L136 261H135V263L134 264H182V262H184L185 263V261H183V259H181V257H183V256H185V255H182V253H184L185 252V254H188V259H187V263L186 264H196L198 261H203L202 259H205L206 257H208V255H209V253L211 254V250H212V248L213 247H217V246H219L224 240H225V238H228L231 234L233 235L234 234V231L235 230H238L239 228H241V229H243V228H245V230H248L250 227H252L251 225H253V223L254 222H256L257 220H258V222H257V225H259L258 223L260 222L259 220H260V218L262 217V218H264L263 216H264V198L262 199V201L263 202H260V203H257V206H254L253 204H251V205H253V206H250V204H248L247 203V205H249L246 209H243L244 207H242V205H241V203L239 202L241 199H242V201L243 200H246L247 198H248V196H249V194L250 193H254L255 191H259V190H262L263 189V187H264V154L262 155V157H261V162H263V164L261 165L260 164V161L258 162L261 166L260 167H258V165H257V167H253V166H250V165H252L250 162V165H249V163H248V161L246 162V161H242ZM253 161V160H252ZM53 162V163H54ZM196 162L197 163H200V161L198 162V159L196 160ZM208 162V161H207ZM231 162V161H230ZM233 162V161H232ZM256 162V164H257V161H255ZM169 163L170 164H172V165H169ZM151 164V163H150ZM163 164V163H162ZM206 164V163H205ZM219 164V163H218ZM237 164V163H236ZM164 165V164H163ZM197 165V164H196ZM232 165V164H231ZM249 165V166H248ZM56 166V165H55ZM228 166V165H227ZM234 166V165H233ZM229 167H230V165H229ZM228 167V168H229ZM250 167V168H249ZM149 168V167H148ZM160 168V169H159ZM218 168H220V167H218ZM56 169V168H55ZM193 169V170H192ZM230 169V168H229ZM150 170H152L151 168H150ZM154 170V171H155ZM226 171H227V169H225ZM142 171V172H143ZM148 171V170H147ZM159 171V172H158ZM220 171H221V169H220ZM146 172V171H145ZM148 172H150V171H148ZM224 172V171H223ZM55 173V172H54ZM139 173V172H138ZM214 173V172H213ZM137 174V173H136ZM149 174V173H148ZM215 174V173H214ZM224 174H226V173H224ZM45 175V174H44ZM130 175V174H129ZM133 175V174H132ZM131 175V176H132ZM150 175H152V174H150ZM149 175V176H150ZM199 175V174H198ZM221 175H223L222 174V172H221ZM70 176H73V178H72V182L70 183H68L67 181V178L68 177H70ZM117 176V175H116ZM137 176V175H136ZM191 176V175H190ZM254 176H257L258 177V179L257 180H259V181H256V182H254V185L255 186H261L262 187V189L260 188V187H258L259 188V190H255L254 189V192H251L250 191V193L248 194H246L245 196H246V199H245V196H241V194L240 193H238V190L241 188V187H243L244 185L246 186V184H248V182H251L252 181V179H254L255 180V178H253ZM114 177V176H113ZM111 178L113 181H114V178ZM121 177V176H120ZM134 177V176H133ZM214 177V176H213ZM49 178H50V176H49ZM128 178V177H127ZM126 178V179H127ZM217 178H220V177H217ZM223 178V177H222ZM260 178V179H259ZM117 179V178H116ZM220 180H222V179H220ZM253 180V181H254ZM127 181V180H126ZM1 182H4V186L6 185V183L8 184L7 186L9 187V191H8V194H4V189H2L3 187L1 186V184H3V183H1ZM108 182V181H107ZM106 182V183H107ZM115 182V181H114ZM123 182V181H122ZM206 182V181H205ZM129 183V182H128ZM182 183V182H181ZM253 183V182H252ZM257 185H256V184ZM105 184V183H104ZM110 184V182H108V185ZM130 184V183H129ZM181 185V184H180ZM255 186H253L252 185V188L253 187H255ZM112 187V186H111ZM110 187V189H111V191L113 190L112 188ZM127 187H129V186H127ZM251 188V187H250ZM8 189V188H7ZM36 189V190H35ZM39 189V188H38ZM78 190L77 192H82V193H90L91 195H92V198H89L88 200H89V204L86 206V210L84 211L83 209H81V210H83L84 212H80L79 211V213H74V221L71 223V226H69L68 227V224H69V222H68V224H66L67 225V231H65V232H62V233H60L61 231H62V229H61V231L59 232V233H52V232H49V230H47L46 229V227H47V225L48 224H50L51 223V221L55 218V215L57 216V214H55V212L57 211V209L61 206V201L60 200H62L61 199V197H59L62 193H65V191H71V190ZM122 189H123V187H122ZM247 189V188H246ZM257 189V188H256ZM109 190V189H108ZM124 190V189H123ZM126 190V189H125ZM176 190V189H175ZM200 190V189H199ZM249 190V189H248ZM36 191V192H35ZM119 191H121L122 192V190H119ZM73 192V191H72ZM176 192V191H175ZM174 192V193H175ZM181 192V191H180ZM179 192V193H180ZM248 192V191H247ZM257 192H256V194L254 193V196H256L257 195ZM126 193V192H125ZM76 194V193H75ZM74 194V195H75ZM243 195V194H242ZM251 195V194H250ZM264 195V194H263ZM62 196V195H61ZM192 196V197H193ZM252 196V198L254 197L253 195H251ZM258 196V195H257ZM256 196V197H257ZM29 197V199L30 198H32L33 200L35 199L36 201H34V202H36L37 204L35 205H32V206H30L31 208L32 207H34V209L37 211L36 213H37V216L36 215H34V216H36V217H34V218H36L35 220H36V222L35 223H32L31 224V222H30V224H27V222L24 224H22L21 223V215H22V210H23V208H22V205H23V203H24V200H26V198H28ZM208 198V200L207 201H212L211 202V204H208L207 202H206V200H205V198ZM244 199H243V198ZM60 198V199H59ZM189 198H190V196H189ZM193 199V198H192ZM71 200V199H70ZM249 200H251V198H249ZM27 201V200H26ZM68 201V200H67ZM201 201H203L205 204H206V206L207 207H203L202 209L201 208H198L197 206H198V204L201 202ZM248 201V200H247ZM261 201V200H260ZM28 202H29V200H28ZM69 202V201H68ZM88 202V201H87ZM218 202H220L222 205H220ZM238 202H239V206H237V204H238ZM244 202V201H243ZM252 202V201H251ZM66 203V202H65ZM217 204V205H215V204ZM30 204V203H29ZM31 204H33V203H31ZM79 205V204H78ZM201 205V207H202V205H203V203L202 204H200ZM209 205H211V206H209ZM222 206V208L220 209V207H218V206ZM246 205V206H247ZM25 206V205H24ZM81 206V205H80ZM204 206V205H203ZM210 207V209H208L207 210V213H205L204 215H206L207 216V214L209 213L210 214V211L212 212V211H214L215 210V212L217 211V209L218 210H220L218 213V215L216 216V218L213 220V221H211L210 223H207V224H205L204 225V223H206V222H208V221H206L205 222V220L204 219H202V220H204V223H200L202 220H200V219H197V220H199L198 222H195V220H194V218L195 217H197V218H199L198 216H200V215H202L203 213V211L201 212V213H199V212H196V211H198L197 210V208L198 209H201V210H204V208H209ZM244 206V205H243ZM245 206V207H246ZM28 207H29V205H28ZM29 207V208H30ZM242 207V208H241ZM61 208V207H60ZM127 208V207H126ZM144 208V207H143ZM146 208V207H145ZM168 208H170V207H168ZM33 209V210H34ZM85 209V208H84ZM121 209V208H120ZM124 209V208H123ZM123 209H121V210H123ZM141 209V208H140ZM139 209V210H140ZM186 209V208H185ZM184 209V210H185ZM136 212H138L139 210L138 209H134ZM133 210V211H134ZM160 210H159V212H160ZM123 211H125V209L123 210ZM206 211V210H205ZM204 211V212H205ZM155 212V211H154ZM165 212V211H164ZM179 212V211H178ZM177 212V213H178ZM215 212H213V214H216ZM30 213V212H29ZM165 213H167V212H165ZM198 213V216H195L196 214ZM35 214V213H34ZM117 214V215H116ZM134 214V213H133ZM200 214V215H199ZM208 214V215H209ZM212 214V215H213ZM27 215H29V214H27ZM70 215V214H69ZM154 215V214H153ZM185 215V216H184ZM204 215H202V217L204 216ZM33 216V215H32ZM72 216V217H73ZM206 216H204V217H206ZM210 216V215H209ZM250 216H253V218H251ZM153 217V216H152ZM181 217H183V218H181ZM201 217V216H200ZM201 217V218H202ZM208 217V216H207ZM215 217V216H214ZM23 218V217H22ZM26 218V217H25ZM161 218V217H160ZM159 217H158V219H160ZM213 218V217H212ZM251 218V219H250ZM259 218V219H258ZM68 219V218H67ZM206 219V218H205ZM210 219V218H209ZM230 219H232V221L230 220ZM71 220V219H70ZM101 220V219H100ZM193 220H194V222L195 223H199V225L198 226H203L204 225V227H203V231H202V229L200 228V230H201V232L199 233V235L197 236L196 235V237H195V239H193V237L195 236L194 234H193V237H190L191 238V242L189 243V245H188V243L187 242H185L187 239H185V238H188L187 237V235L188 234H190V233H188V231H189V229H190V226L192 227H196L197 225L195 224L194 225V222H193ZM196 220V221H197ZM211 220V219H210ZM230 220V221H229ZM252 220H255L254 222H251ZM33 221V220H32ZM105 221V220H104ZM107 221V220H106ZM55 222V221H54ZM113 222H114V224H115V230H114V237L112 238L114 241H111V244L109 245L108 244V252L110 251V253H108V254H110V255H112L111 253H113V254H115V256H116V254L117 255H120L121 253H122V251L123 250H125V249H128V248H134V247H136V246H138L140 243H142L141 241L142 240H148V239H150V238H156L157 236L160 238V236L161 237H163V235H165V233H166V235H167V232L169 231V230H167V232H155V231H145L144 229H143V227H142V224L140 223V222H137V220H135L131 215H130V217H127V216H123V217H119V218H116V219H114L113 220ZM176 222V221H175ZM203 222V221H202ZM147 223V222H146ZM174 223V222H173ZM102 224V223H101ZM113 224V223H112ZM145 224V223H144ZM57 225V224H56ZM95 225H96V227H95ZM114 226V225H113ZM149 226V225H148ZM174 226V225H173ZM255 226V227H254ZM50 227V226H49ZM53 227V226H52ZM51 227V228H52ZM257 226H256V224H254L253 225V227L252 228H256ZM50 228V229H51ZM172 229L174 228V227H171ZM198 228L199 227H197V230H198ZM247 228V229H246ZM252 228H250V229H252ZM261 228V227H260ZM259 228V229H260ZM49 229V228H48ZM65 229H66V227H65ZM113 229V228H112ZM164 229V228H163ZM162 229V230H163ZM193 229H195V228H193ZM241 229H239L240 230V232H242L241 231ZM263 229V228H262ZM261 229V230H262ZM55 230V228L54 229H52L51 231H54ZM244 230V229H243ZM164 231V230H163ZM166 231V230H165ZM192 231V230H191ZM194 231H196V230H194ZM193 231V232H194ZM250 231V230H249ZM253 231H255V230H253ZM259 231V230H258ZM58 232V231H57ZM111 232V231H110ZM198 232V231H197ZM249 233H253V235L251 234L249 237H248V235H247V238H249V240L250 239H254L255 237L257 238L259 235H264V232H262L261 234H260V232L259 233H257V231H255V233L254 232H249ZM163 234V235H162ZM160 235V236H159ZM192 234H190V236H191ZM189 236V235H188ZM252 236V237H251ZM170 237H168V238H170ZM232 237V236H231ZM264 236H262V237H260L262 240H263V243L262 242H260L259 241V239H258V241L260 242H256L257 244L259 243V244H261V246H260V248L257 246V244H254L253 242H252V240L248 243V244H251V243H253L254 244V246L252 247V245H249V247L251 248V249H249V247H248V249H247V253H245V254H247L251 259H250V261H249V264H264V263H261L262 261H263V259H264V238H263ZM110 238H111V236H110ZM255 238V239H256ZM166 239V238H165ZM260 239V240H261ZM145 240V241H146ZM161 240V239H160ZM189 240H187V241H189ZM25 242L26 244H27V246L29 245V248H31L32 249V251L34 250H36V249H38L39 251H40V253H39V256H36L35 257V255L33 254V258L32 259H30L29 257V259L27 260V259H24L23 258V256L21 255L20 256V254H21V247H20V242ZM82 241V240H81ZM226 241V240H225ZM256 241V240H255ZM164 242H165V240H164ZM227 242V241H226ZM24 243V244H25ZM73 243V242H72ZM162 243H163V241H162ZM184 243H187V245L185 244V246H186V248H183V244ZM248 244L246 243V246H248ZM258 244V245H259ZM107 245V244H106ZM104 246L105 248H104V250H102V252H105V249H106V247L107 246ZM244 245H245V243H244ZM258 247V249H263L262 250V253L261 252H259L258 251V249H257V247ZM23 247V246H22ZM78 247V246H77ZM90 248V247H89ZM244 249H246L245 247H243ZM243 249V250H244ZM257 249V250H256ZM90 250V249H89ZM133 250V249H132ZM141 250V249H140ZM146 250V249H145ZM185 250V251H184ZM242 250V251H243ZM260 250V251H261ZM31 251V250H30ZM101 251V250H100ZM213 251V250H212ZM25 252V251H24ZM148 252V251H147ZM152 252V251H151ZM236 252H240L239 250H237V251H235V253ZM244 252H246L245 250H244ZM23 253V252H22ZM101 253V252H100ZM106 253V252H105ZM144 253H145V251H144ZM153 253V252H152ZM242 253V252H241ZM241 253H240V255H241ZM27 254V253H26ZM104 254V253H103ZM136 254V253H135ZM157 253H155V255H156ZM243 254V253H242ZM55 257H54V256ZM97 255V254H96ZM99 255V254H98ZM146 255V254H145ZM145 255H143L144 257H147V256H145ZM182 255V256H181ZM238 255V254H237ZM240 255H238L239 257H240ZM26 256V255H25ZM79 256V255H78ZM93 256V255H92ZM101 256H102V254H101ZM246 256V255H245ZM245 256H243V257H245ZM81 257V256H80ZM112 257V256H111ZM235 257V256H234ZM242 257V258H243ZM88 258V257H87ZM90 258V257H89ZM96 258V257H95ZM94 257H93V260L95 259ZM99 258V257H98ZM103 258V257H102ZM86 259V258H85ZM97 259V258H96ZM96 259L93 261L92 260V257L90 258V260H88V262L90 261V263L89 264H95V262L97 263V264H99L100 263V261L98 260V261H96ZM186 259V258H185ZM76 260V259H75ZM100 260H101V258H100ZM114 260H116V259H114ZM119 260V259H118ZM124 261V260H123ZM132 261V260H131ZM233 261H235V259H233ZM78 262V261H77ZM80 262V261H79ZM88 262H86V263H88ZM53 263V262H52ZM85 263V262H84ZM110 263V262H109ZM199 263V262H198ZM197 263V264H198ZM203 263V262H202ZM234 263H236V262H234ZM233 263V264H234ZM51 264V263H50ZM82 264V263H81ZM112 264H113V262H112ZM115 264H116V262H115ZM117 264H118V262H117ZM131 264H133V261H132V263ZM232 264V263H231ZM237 264H242V263H237Z\"/></svg>", "mask_w": 264, "mask_h": 264}]
</instances>
